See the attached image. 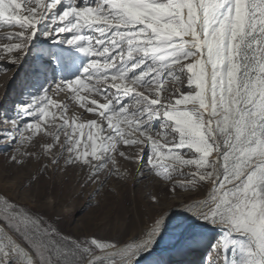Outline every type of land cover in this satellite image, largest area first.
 I'll return each instance as SVG.
<instances>
[{
  "label": "snow or ice",
  "instance_id": "1",
  "mask_svg": "<svg viewBox=\"0 0 264 264\" xmlns=\"http://www.w3.org/2000/svg\"><path fill=\"white\" fill-rule=\"evenodd\" d=\"M0 30L10 63L35 57L37 91L0 119L11 164L63 162L103 185L125 177L121 145L142 146L138 174L188 193L176 207L197 222L173 225L169 209L142 238L101 242L0 193V264H141L193 227L216 233L199 264H264V0H0Z\"/></svg>",
  "mask_w": 264,
  "mask_h": 264
},
{
  "label": "rangeland",
  "instance_id": "2",
  "mask_svg": "<svg viewBox=\"0 0 264 264\" xmlns=\"http://www.w3.org/2000/svg\"><path fill=\"white\" fill-rule=\"evenodd\" d=\"M2 34L3 30H0V36ZM3 43L6 41L0 40V44ZM16 55L19 54H5L0 49V119L15 116L18 105L37 91L31 87L35 82V57H29L27 62L10 63L11 57ZM43 79L41 77V82ZM49 85L54 87L51 79L44 87L48 88ZM49 95L57 102L66 104L69 115L76 114L85 121L93 118L71 99L70 93L49 92ZM11 127L10 124L0 125V130ZM141 148L142 146L121 145L120 150L132 157L131 160L118 158L120 172L125 177L118 179L113 176L101 185L86 181L87 169H65L63 162L59 169L50 167L43 174L37 173L40 165L35 162L19 168L9 162L11 149L0 145V193L6 194L10 202L25 207L47 223L57 226L63 234L80 238L95 237L101 242H130L144 237L152 227L153 217L157 212L171 209L169 214L173 225L178 220L184 221L187 218L183 207L176 206L182 204L188 193L176 195L168 191L159 178L147 175V168L143 170L144 175L138 174L139 163L135 161L142 155ZM33 174L37 175L36 180L30 178ZM153 196L159 197V205L153 203ZM196 223L190 220L186 224ZM192 233L203 235L190 238ZM215 235V232H205L199 227L190 228L182 241V247L162 251L142 260L141 264H156L157 261L163 264H199V254L206 252V245L213 241ZM176 242L177 236L170 235L159 247L167 249Z\"/></svg>",
  "mask_w": 264,
  "mask_h": 264
},
{
  "label": "bare ground",
  "instance_id": "3",
  "mask_svg": "<svg viewBox=\"0 0 264 264\" xmlns=\"http://www.w3.org/2000/svg\"><path fill=\"white\" fill-rule=\"evenodd\" d=\"M187 216V215H186ZM191 218L187 216V218L184 220L186 223H188V221H190Z\"/></svg>",
  "mask_w": 264,
  "mask_h": 264
}]
</instances>
